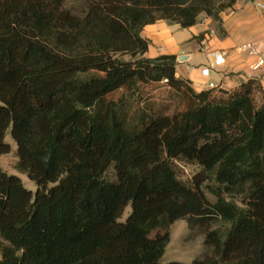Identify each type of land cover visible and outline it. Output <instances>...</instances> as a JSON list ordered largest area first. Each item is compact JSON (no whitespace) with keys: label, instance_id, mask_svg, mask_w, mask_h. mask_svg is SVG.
<instances>
[{"label":"trees","instance_id":"1","mask_svg":"<svg viewBox=\"0 0 264 264\" xmlns=\"http://www.w3.org/2000/svg\"><path fill=\"white\" fill-rule=\"evenodd\" d=\"M236 1L0 0V155L10 130L37 186L0 169V264H162L181 219L207 253L167 264H264L261 81L196 91L141 34L203 15L222 28ZM163 81L184 108L134 102Z\"/></svg>","mask_w":264,"mask_h":264},{"label":"crops","instance_id":"2","mask_svg":"<svg viewBox=\"0 0 264 264\" xmlns=\"http://www.w3.org/2000/svg\"><path fill=\"white\" fill-rule=\"evenodd\" d=\"M258 2L264 0H237L222 12V34L214 28L213 20L204 15L189 28L165 20L147 25L142 30V35L150 40L146 56L175 54L176 75L188 80L196 91L209 89V82L229 91L249 79L260 80L264 87V65L255 69L257 57L240 49L245 43H254L264 53V9ZM208 51L223 52L225 63L215 65L207 56ZM204 68H210L208 77L202 74Z\"/></svg>","mask_w":264,"mask_h":264},{"label":"rangeland","instance_id":"3","mask_svg":"<svg viewBox=\"0 0 264 264\" xmlns=\"http://www.w3.org/2000/svg\"><path fill=\"white\" fill-rule=\"evenodd\" d=\"M214 28L219 34L223 33V28H221V26H219L218 24L214 23ZM142 33L143 31L141 32V34ZM164 84L165 81H163L162 83L141 85L139 95L136 99H134V102L137 104H142L144 103V101H151L155 105L171 103L172 106L177 105L181 109L184 108V104L181 102L178 103V100L176 98L170 99L168 97V88ZM125 92L126 91L124 89H121L119 91H116L111 97L114 99H118ZM5 141L10 144L11 151L7 154L0 155V169L6 171L9 174L17 175L22 180L25 188L35 192L37 190L35 182L29 179L26 174H23L17 170V146L15 140L11 136L10 130H8L6 134ZM198 170V167L194 165H181L182 178L184 180L189 179ZM209 190L210 188L206 189V194L210 198V200H214V196L209 192ZM234 200H236V202L241 205V203H239V199ZM129 212L130 207L125 210L122 218L123 220L127 217ZM218 227L223 228L226 227V225L217 222L213 223L210 228L215 229ZM165 232L166 229L160 227L154 231L153 235L156 233L164 234ZM167 232L169 233V243L162 258V264H167L170 261L190 263L196 258L204 257V255L207 253V248L204 245V233L202 232V229H200V227L190 228L187 220L181 219L175 221L167 230Z\"/></svg>","mask_w":264,"mask_h":264},{"label":"built area","instance_id":"4","mask_svg":"<svg viewBox=\"0 0 264 264\" xmlns=\"http://www.w3.org/2000/svg\"><path fill=\"white\" fill-rule=\"evenodd\" d=\"M257 5L261 9H264V2H258ZM240 49L244 51H248L250 54L255 55L257 57L258 61L255 65V69L264 65V53L262 52V49L260 48V46H257L254 43H245L240 47ZM206 54L209 58L213 59V62L215 63V65H221L225 63L226 61L225 54L223 52L208 51ZM202 74L208 77L210 74V68L202 69ZM208 87L209 89H213V88H216V85L214 82H209Z\"/></svg>","mask_w":264,"mask_h":264},{"label":"water","instance_id":"5","mask_svg":"<svg viewBox=\"0 0 264 264\" xmlns=\"http://www.w3.org/2000/svg\"><path fill=\"white\" fill-rule=\"evenodd\" d=\"M181 60V59H180Z\"/></svg>","mask_w":264,"mask_h":264}]
</instances>
